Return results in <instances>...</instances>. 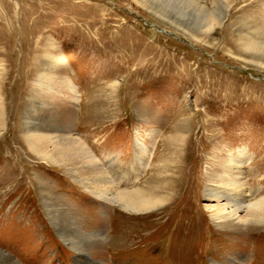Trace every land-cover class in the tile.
<instances>
[{"label":"rangeland","instance_id":"obj_1","mask_svg":"<svg viewBox=\"0 0 264 264\" xmlns=\"http://www.w3.org/2000/svg\"><path fill=\"white\" fill-rule=\"evenodd\" d=\"M171 1L0 0V264H264V221H217L204 196L242 148L264 189V54L245 46L264 0H175L223 8L209 30ZM44 133L163 203L95 196L41 156Z\"/></svg>","mask_w":264,"mask_h":264},{"label":"bare ground","instance_id":"obj_2","mask_svg":"<svg viewBox=\"0 0 264 264\" xmlns=\"http://www.w3.org/2000/svg\"><path fill=\"white\" fill-rule=\"evenodd\" d=\"M187 2L192 3L190 0ZM187 2L179 4L172 0L171 5L181 15H195L194 19L199 22L200 28L209 30L222 22L225 12L222 10L223 8L220 12H206L204 9L196 8L191 4L189 7ZM245 46L249 50H258L264 54L263 42L248 41ZM33 140L37 143V150L42 157L63 164L76 181L101 199L120 203L123 207L134 211L148 210L163 203L160 197L147 195L138 186L120 190L121 181L130 180L129 172H119L120 174L111 177L112 175L110 176L106 172V170L111 169V166L109 165L108 168L106 166V170H104L88 147L75 136L44 133L33 136ZM237 151L236 156H228L229 163L225 167V175L217 174L220 177V183L214 184L209 179L205 185V198L208 201H214L213 204L211 203L212 205L209 204L211 217L217 221L237 218L242 222L251 220L262 222L264 221V189L260 185L255 187L248 185L245 168L251 157L246 155L245 148ZM146 159L140 168H136V171L133 169L135 173L132 177L133 180L137 179L138 175L149 165V161ZM135 167L137 166L135 165Z\"/></svg>","mask_w":264,"mask_h":264}]
</instances>
